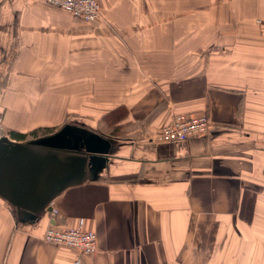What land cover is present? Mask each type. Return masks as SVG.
Segmentation results:
<instances>
[{
	"label": "crops",
	"instance_id": "0c3cea01",
	"mask_svg": "<svg viewBox=\"0 0 264 264\" xmlns=\"http://www.w3.org/2000/svg\"><path fill=\"white\" fill-rule=\"evenodd\" d=\"M99 2L84 23L0 0V142L64 132L85 154V181L41 213L23 210L42 190L7 166L23 197L0 196V264H77L43 238L79 226L99 248L81 264H264V0ZM178 115L208 133L156 142ZM41 129L56 131L23 140Z\"/></svg>",
	"mask_w": 264,
	"mask_h": 264
},
{
	"label": "water",
	"instance_id": "95a60500",
	"mask_svg": "<svg viewBox=\"0 0 264 264\" xmlns=\"http://www.w3.org/2000/svg\"><path fill=\"white\" fill-rule=\"evenodd\" d=\"M81 142L80 136L64 132L54 139L32 145L3 139L0 142V196L14 204H19L18 199L23 197L21 190L2 183L6 181L4 175L10 173L7 166L13 165V171L17 169L29 187L42 190L38 208L21 210L41 213L67 189L85 181L79 160L85 156Z\"/></svg>",
	"mask_w": 264,
	"mask_h": 264
},
{
	"label": "built area",
	"instance_id": "2783aa9c",
	"mask_svg": "<svg viewBox=\"0 0 264 264\" xmlns=\"http://www.w3.org/2000/svg\"><path fill=\"white\" fill-rule=\"evenodd\" d=\"M42 1L47 5L63 10L84 23H94L102 18L99 0ZM257 24L264 31V22L258 21ZM210 125L211 120L207 116L178 115L170 123L161 126L154 140L158 143L186 142L191 138L205 136ZM0 131H2L1 118ZM56 214L57 211L54 210L53 215ZM43 240L59 247L74 249L80 254V257L93 256L99 250L97 235L83 226L64 230L51 228L45 233ZM80 257L77 259V264H81Z\"/></svg>",
	"mask_w": 264,
	"mask_h": 264
},
{
	"label": "trees",
	"instance_id": "16d2710c",
	"mask_svg": "<svg viewBox=\"0 0 264 264\" xmlns=\"http://www.w3.org/2000/svg\"><path fill=\"white\" fill-rule=\"evenodd\" d=\"M54 131H56V129L55 130H51V129H41V130H37V131H35V132L31 133V134L24 135L23 136V140L24 139H29V138L34 139V138L46 136L48 134L53 133Z\"/></svg>",
	"mask_w": 264,
	"mask_h": 264
}]
</instances>
